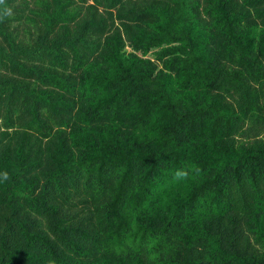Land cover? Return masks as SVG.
I'll return each instance as SVG.
<instances>
[{
    "label": "trees",
    "instance_id": "obj_1",
    "mask_svg": "<svg viewBox=\"0 0 264 264\" xmlns=\"http://www.w3.org/2000/svg\"><path fill=\"white\" fill-rule=\"evenodd\" d=\"M0 264H264V0H2Z\"/></svg>",
    "mask_w": 264,
    "mask_h": 264
},
{
    "label": "clouds",
    "instance_id": "obj_2",
    "mask_svg": "<svg viewBox=\"0 0 264 264\" xmlns=\"http://www.w3.org/2000/svg\"><path fill=\"white\" fill-rule=\"evenodd\" d=\"M0 2H2V0H0ZM181 175V173H177V176L179 177ZM2 176H3V179H5V180H7L8 179V174H7V172H4L3 174H2Z\"/></svg>",
    "mask_w": 264,
    "mask_h": 264
},
{
    "label": "rangeland",
    "instance_id": "obj_3",
    "mask_svg": "<svg viewBox=\"0 0 264 264\" xmlns=\"http://www.w3.org/2000/svg\"><path fill=\"white\" fill-rule=\"evenodd\" d=\"M151 56V55H150Z\"/></svg>",
    "mask_w": 264,
    "mask_h": 264
}]
</instances>
